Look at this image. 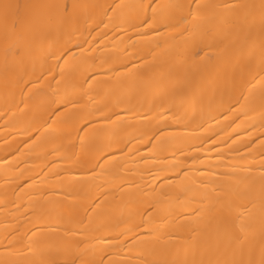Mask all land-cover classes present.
<instances>
[{
    "label": "bare ground",
    "instance_id": "1",
    "mask_svg": "<svg viewBox=\"0 0 264 264\" xmlns=\"http://www.w3.org/2000/svg\"><path fill=\"white\" fill-rule=\"evenodd\" d=\"M0 264H264V0H0Z\"/></svg>",
    "mask_w": 264,
    "mask_h": 264
}]
</instances>
